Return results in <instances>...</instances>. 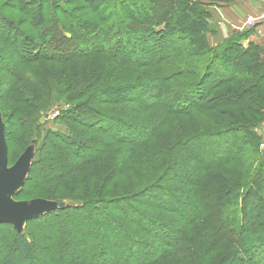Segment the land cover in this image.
Here are the masks:
<instances>
[{
  "label": "trees",
  "instance_id": "1",
  "mask_svg": "<svg viewBox=\"0 0 264 264\" xmlns=\"http://www.w3.org/2000/svg\"><path fill=\"white\" fill-rule=\"evenodd\" d=\"M85 1L93 10L75 18L64 3L61 7L54 0H5L0 7V42H10L9 54L18 57L17 61L12 58L15 71L31 72L28 66L36 67L30 80H36L46 93L59 89L61 99L74 107L56 117L71 136L55 134L60 145L40 158L39 172L45 176L44 183H64L80 169L89 170L98 163L106 169L110 161L115 169L104 175L91 173L98 192L109 183L118 189L113 184L130 180L126 168L135 162L132 167L139 164L143 178L138 187L145 188L131 197L123 194L105 202L76 201L75 206L40 216L38 225L48 233L53 256L44 264H264V149L257 150L250 132L264 118V49L246 43L247 32L234 33L214 46L209 40L215 33L210 6L237 0H175L177 5L171 7L166 2L173 0H113L108 6L101 0ZM128 6L131 10L146 8L144 16ZM80 17H87L84 26L71 28L69 23L76 25ZM95 59L89 65L77 64ZM56 65L62 66L59 76ZM122 71L127 72L122 75ZM122 77L125 83L117 84ZM176 78L192 80L180 84ZM222 88L226 90L220 92ZM145 95L149 102H144ZM222 103L242 106L251 115H229L225 122L218 121L220 130L193 135L188 122H178L173 128H178L179 137L172 145L179 151L183 148L196 173L187 181L168 178L148 184L141 155L163 130L172 127V118L214 112ZM150 111L156 112L155 120L136 122ZM126 117L135 121L129 123ZM74 125L87 127L95 137L80 142ZM203 137L214 140L215 146L204 148ZM150 155L157 157L154 150ZM243 155L260 160L247 188L231 181L229 186L218 185L208 178L215 168L228 166ZM148 158L154 168L148 171L150 178L157 162ZM236 178L237 174L232 181ZM170 182L186 190L180 197L192 206L180 203L175 192L165 189ZM117 193L113 189L112 195ZM233 193L238 197L230 202ZM253 196L256 200L247 199ZM157 212L171 216L170 222L157 219ZM61 221H72L73 226L68 229ZM12 231L16 263L6 264H38L26 234ZM138 235L143 238L135 239Z\"/></svg>",
  "mask_w": 264,
  "mask_h": 264
},
{
  "label": "rangeland",
  "instance_id": "2",
  "mask_svg": "<svg viewBox=\"0 0 264 264\" xmlns=\"http://www.w3.org/2000/svg\"><path fill=\"white\" fill-rule=\"evenodd\" d=\"M30 1V0H28ZM48 2L52 0H46ZM60 5L61 7L66 5L64 9H67V11L71 12L72 15L75 17H79L81 15L88 16L90 15V11L93 10V8H90V5L85 0H54ZM94 1V0H93ZM103 4L107 5L112 2L113 0H101ZM171 3L170 1L166 2V5L168 7H171L172 5H177V2ZM205 1V0H204ZM6 2L5 0H0V7L1 5H4ZM86 3V7H85ZM92 5L94 6L93 2L91 1ZM211 6H217V5H211ZM48 7V6H47ZM80 7L87 8L86 10H81L80 12H76ZM129 7V6H128ZM166 7V6H165ZM46 8V6H45ZM130 8V7H129ZM128 8V9H129ZM47 9V8H46ZM146 8L141 7V10H136L131 8L133 13L138 14L139 17H143L144 10ZM50 10V9H49ZM1 12V10H0ZM4 17H7L6 12H2ZM16 16V20L19 18V16ZM68 19L70 17H67ZM152 18V17H151ZM115 19V18H114ZM15 20V21H16ZM87 17H80V19L77 20L76 25L70 24L69 26L72 28L75 27L80 28L81 26H84L86 23ZM111 20L107 21L105 24H108ZM121 21V20H120ZM67 22V21H66ZM97 24H99L97 22ZM68 25V22H67ZM72 25V26H71ZM69 27V28H70ZM86 27V25H85ZM8 45L3 44L0 42V116L2 118L3 122V133L5 137V146L7 147V161H8V168H11L16 160L26 153V151H30L31 156V165L29 172L27 173V178L24 182V185L22 186V191L19 193H16L12 196V199L15 202H27L31 200H46L52 204L57 203L56 209L58 208L59 203L64 204V208L69 207L70 204H76L75 202H82L83 204L87 203L88 201L97 200L99 202L100 200H103L104 202L108 199L115 200L118 199L116 197H119L121 195H127V197H131L135 194L137 191H141L145 187L142 186L138 187L142 179L140 176V165H135L132 167V165L137 164L135 162L128 163V167L126 168L127 175L130 173V180L129 178L127 181L122 180L119 183H115L114 185H117L112 188V185L109 183L108 186L105 189H99V191H95L97 184L95 185V179L91 173H99L101 175H104V172H108V170H113V164L111 166L110 161L108 162L106 169L103 168V165L98 163L96 166L91 167L89 170H81L71 175L69 180L62 182L55 183H44L45 181L43 178L45 177L42 175L39 171L41 167L43 166V163H41L40 158L45 157V155L49 152H54V146L57 148V145H60L59 140L55 137V134H61L65 137L71 136V131L67 126H64V124H61L56 120V117H59V115L64 114L65 112L68 113L69 110H71V105L67 104L65 100L61 99V94L59 92V89L56 91L53 89V91H49V93H46L45 91H42V88L39 86V84L36 83V80H30L31 79V72L32 70H36V67H32L31 65L28 66L32 70L31 72L28 71H22L18 74L17 71L14 69V63L18 57L14 55L9 54L11 52V49L9 48L10 42H7ZM102 56H98L96 58H100ZM104 57V56H103ZM12 58L14 60H12ZM95 60H85L81 61L80 63H77L79 66L81 65H89L92 63H95ZM97 66V65H96ZM62 66L56 65V70H54L56 73L60 71ZM111 68L113 66H110ZM118 70V68H116ZM121 69V68H120ZM52 70V69H51ZM150 70V69H149ZM219 70V69H218ZM147 71V69H145ZM127 71H122V75H124ZM48 73V72H47ZM50 74V73H48ZM59 76V73H58ZM142 77V76H139ZM123 78L121 80H118L117 84H124L125 81H123ZM138 78V76H137ZM177 79L175 82L183 84L185 82H188L189 80H192L190 78H183V79ZM132 80H135L133 78ZM178 80V81H177ZM129 81V80H128ZM110 83V82H109ZM147 89V88H146ZM145 89V90H146ZM226 88H222L220 92H224ZM48 94V95H46ZM146 96V95H145ZM88 95L85 96L87 98ZM144 102H149V99L143 97ZM147 99V100H146ZM77 104V103H76ZM242 106L237 107H231L230 105H226L222 103V105H219V108L215 110L214 112L206 113L202 111V115L199 114L200 111L197 113H193L189 117L184 118H172L170 124L172 127L170 129H165L159 134V138L156 139V141L151 142L149 146L147 147V151L145 153V149L143 151L142 158L145 162V169H143V172L145 173V177L147 178L148 184H157L158 180L161 181L162 179H170V178H176L180 179L181 181H187L190 180L192 177L191 174H195L196 171L192 170V164L187 160V156L184 153L183 148L179 151V148H176L175 145H172L174 143V140L178 138L179 130L177 127H174L178 124V122L183 121L188 122V127L191 135L193 134H199V132H213L214 130H220L222 127H220L219 122H225V118H227L229 115H244L250 116L251 114H247L248 111L246 109H243ZM72 114V112H70ZM201 113V112H200ZM221 113H227L226 115H221ZM246 113V114H245ZM254 113V112H252ZM158 116V115H157ZM254 115L251 116L252 119H254ZM188 118V119H185ZM35 120V122L31 123V120ZM149 120V119H156V112L150 111L149 115L143 114L140 117H137L138 120ZM258 119V118H257ZM256 119V120H257ZM262 120V119H261ZM260 119L257 121H261ZM125 121H128L129 123L134 122L135 120L131 119V117H126ZM249 121V120H247ZM177 122V123H175ZM227 122V121H226ZM231 122L228 121V123ZM31 123V124H30ZM205 124H209L210 128L205 127ZM74 131L77 133L75 134L77 137H79V141L89 142L91 137H95V134L92 136L91 133H89L91 130H89L87 127H80L78 125L72 126ZM173 128V129H172ZM183 132V131H182ZM250 132L253 133V138L257 142L258 151L264 149V118L259 123V125H256V127L251 128ZM82 134V135H81ZM204 135V134H203ZM178 136V137H177ZM207 136V135H205ZM166 138L165 142H161L160 139ZM75 142L79 143L77 139H74ZM170 141V143H168ZM201 143L203 144L204 148H208L209 145L212 147L215 146L214 140L203 139L201 140ZM85 144V143H84ZM53 147V148H52ZM256 147V148H257ZM152 150H154V153L157 154V157L154 155H150L152 153ZM151 151V153H150ZM151 157L153 160V164L157 162L156 167V173H153L149 178V172L150 170H153L154 168H150L149 166V158ZM47 157V155H46ZM65 158V156H63ZM70 157V156H69ZM138 158H140L138 156ZM71 159V158H69ZM65 161H67L65 159ZM259 159H253L250 158L249 155H243L239 160L236 162L229 164L228 166L218 167L215 168L214 171L209 174L208 178L210 180H214L212 182L217 183L218 185H227L229 186L230 183L236 187H242V189L245 187L247 188L248 184H251L253 179L252 176H254V166L256 167L257 163H259ZM143 162V161H142ZM143 162V163H144ZM110 166V167H109ZM116 166V165H115ZM148 166V167H147ZM150 169V170H149ZM167 172L166 174L168 177L162 178L163 173ZM241 173V174H240ZM238 175L237 180L232 179L235 177V175ZM100 176V175H99ZM98 176V177H99ZM29 178V179H28ZM146 179L143 180V182ZM255 180V179H254ZM264 183V177L261 179ZM131 181V182H130ZM231 181V182H230ZM207 182V179H206ZM248 183V184H247ZM260 184L261 181L259 179L257 180V184ZM134 184L135 187L132 186ZM166 184V183H165ZM204 184H202V187H204ZM256 184V183H255ZM165 188L169 192H172L174 195H178V200H180V203H183L186 206V203L191 204L190 201L184 200L180 197L182 195V191L186 192V190H182L183 187L178 183L170 182L169 186L166 185ZM251 186V185H250ZM91 187L94 188L93 191H91ZM111 190H109V189ZM233 190L235 189L233 186L231 187ZM113 189L117 190V194L113 196ZM20 190V189H19ZM100 191L102 194H100ZM237 191L238 190H234ZM235 193V192H234ZM232 194L229 196L228 200L230 202L234 201L235 194ZM241 193H239L240 195ZM99 195V196H98ZM186 197H188V192L185 194ZM185 196L183 198H186ZM159 198H162V196H159ZM227 199V198H226ZM250 201L256 200L255 196L253 197H247ZM87 201V202H85ZM103 202V203H104ZM79 205V203H77ZM81 204V203H80ZM135 204V203H134ZM82 205V204H81ZM80 205V206H81ZM102 205V203H101ZM233 205V204H232ZM231 205V206H232ZM75 206V205H74ZM55 209V210H56ZM52 210V211H55ZM51 211V212H52ZM88 212V210L85 209L84 213ZM157 215V219L160 218L163 222H170L171 216L165 215V213L157 212L154 213ZM44 215V214H43ZM31 218L25 222L19 233L26 234L29 241L31 242L32 247L34 248L36 252V258L39 262L38 264H44L47 259H50L52 256V245L49 243V240L47 238L46 232H44L41 225H38V219ZM55 221L59 222V218H55ZM62 224H67L66 228L70 229L71 225L73 226L72 221H66L62 222ZM58 223H55L57 225ZM60 229L63 227L62 225H59ZM173 227H176L173 225ZM221 225L219 224V228ZM18 232L13 226L6 223H0V264H6V262H12L16 263V255L14 253V248L12 247V239H13V231L12 229ZM172 229V226L170 224L169 229ZM143 236V235H142ZM141 235H138L135 237V239H141ZM134 239V240H135ZM128 243V242H127ZM93 245H96L94 243ZM49 248H48V247ZM107 256V255H103ZM102 257V258H105Z\"/></svg>",
  "mask_w": 264,
  "mask_h": 264
},
{
  "label": "water",
  "instance_id": "3",
  "mask_svg": "<svg viewBox=\"0 0 264 264\" xmlns=\"http://www.w3.org/2000/svg\"><path fill=\"white\" fill-rule=\"evenodd\" d=\"M30 153L26 151L11 168H8L7 147L0 116V223L10 224L18 232L27 220L40 217L57 207V203L52 204L43 199L27 202H15L12 199V196L20 191L28 176L31 165ZM58 208L63 209L64 204L59 203Z\"/></svg>",
  "mask_w": 264,
  "mask_h": 264
},
{
  "label": "crops",
  "instance_id": "4",
  "mask_svg": "<svg viewBox=\"0 0 264 264\" xmlns=\"http://www.w3.org/2000/svg\"><path fill=\"white\" fill-rule=\"evenodd\" d=\"M211 24L215 33L209 38L211 45H218L234 33H249L246 43L252 42L264 49V0H237L228 5L210 6ZM248 18H256L252 28H242ZM251 32V33H250Z\"/></svg>",
  "mask_w": 264,
  "mask_h": 264
},
{
  "label": "built area",
  "instance_id": "5",
  "mask_svg": "<svg viewBox=\"0 0 264 264\" xmlns=\"http://www.w3.org/2000/svg\"><path fill=\"white\" fill-rule=\"evenodd\" d=\"M260 19L264 20V16H262ZM256 18H248L243 25L242 28H252L253 26H255L256 24Z\"/></svg>",
  "mask_w": 264,
  "mask_h": 264
}]
</instances>
